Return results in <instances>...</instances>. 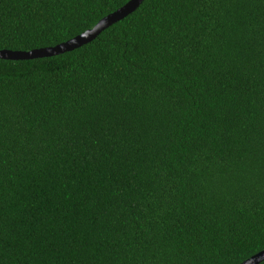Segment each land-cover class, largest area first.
I'll return each mask as SVG.
<instances>
[{"label": "trees", "instance_id": "trees-1", "mask_svg": "<svg viewBox=\"0 0 264 264\" xmlns=\"http://www.w3.org/2000/svg\"><path fill=\"white\" fill-rule=\"evenodd\" d=\"M128 0H0V49ZM264 249V0H142L0 59V264H240ZM257 264H264V260Z\"/></svg>", "mask_w": 264, "mask_h": 264}, {"label": "water", "instance_id": "water-1", "mask_svg": "<svg viewBox=\"0 0 264 264\" xmlns=\"http://www.w3.org/2000/svg\"><path fill=\"white\" fill-rule=\"evenodd\" d=\"M141 1L142 0H128L118 9L99 19L91 28L86 29L76 36L54 46L36 48L27 51H11L7 49H0V59H32L37 57L55 55L64 51L72 50L96 37L101 30H103L116 20L123 18L125 15L135 9ZM262 260H264V249L245 259L240 264H257Z\"/></svg>", "mask_w": 264, "mask_h": 264}]
</instances>
